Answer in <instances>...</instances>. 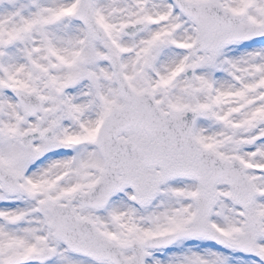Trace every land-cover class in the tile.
<instances>
[{
  "label": "snow or ice",
  "instance_id": "snow-or-ice-1",
  "mask_svg": "<svg viewBox=\"0 0 264 264\" xmlns=\"http://www.w3.org/2000/svg\"><path fill=\"white\" fill-rule=\"evenodd\" d=\"M0 264H264V0H0Z\"/></svg>",
  "mask_w": 264,
  "mask_h": 264
}]
</instances>
